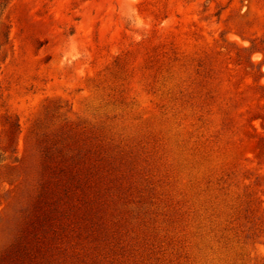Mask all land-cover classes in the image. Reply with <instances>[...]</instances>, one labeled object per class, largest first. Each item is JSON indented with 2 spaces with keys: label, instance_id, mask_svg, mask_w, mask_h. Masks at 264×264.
Listing matches in <instances>:
<instances>
[{
  "label": "rangeland",
  "instance_id": "rangeland-1",
  "mask_svg": "<svg viewBox=\"0 0 264 264\" xmlns=\"http://www.w3.org/2000/svg\"><path fill=\"white\" fill-rule=\"evenodd\" d=\"M0 264H264V0H0Z\"/></svg>",
  "mask_w": 264,
  "mask_h": 264
},
{
  "label": "bare ground",
  "instance_id": "bare-ground-1",
  "mask_svg": "<svg viewBox=\"0 0 264 264\" xmlns=\"http://www.w3.org/2000/svg\"><path fill=\"white\" fill-rule=\"evenodd\" d=\"M259 53V52H258Z\"/></svg>",
  "mask_w": 264,
  "mask_h": 264
}]
</instances>
